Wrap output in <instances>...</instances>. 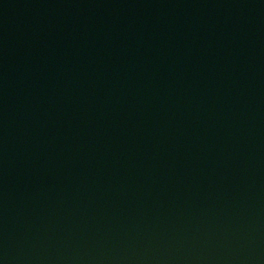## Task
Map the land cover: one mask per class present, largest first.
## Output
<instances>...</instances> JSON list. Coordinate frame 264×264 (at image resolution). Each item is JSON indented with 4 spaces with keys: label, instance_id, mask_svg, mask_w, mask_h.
I'll use <instances>...</instances> for the list:
<instances>
[{
    "label": "water",
    "instance_id": "water-1",
    "mask_svg": "<svg viewBox=\"0 0 264 264\" xmlns=\"http://www.w3.org/2000/svg\"><path fill=\"white\" fill-rule=\"evenodd\" d=\"M0 264H264V0H0Z\"/></svg>",
    "mask_w": 264,
    "mask_h": 264
}]
</instances>
